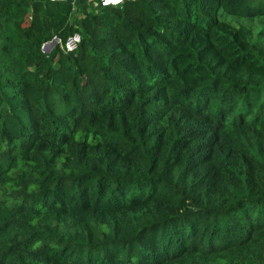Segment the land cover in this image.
Returning a JSON list of instances; mask_svg holds the SVG:
<instances>
[{
  "label": "trees",
  "instance_id": "obj_1",
  "mask_svg": "<svg viewBox=\"0 0 264 264\" xmlns=\"http://www.w3.org/2000/svg\"><path fill=\"white\" fill-rule=\"evenodd\" d=\"M0 264H264V0H0Z\"/></svg>",
  "mask_w": 264,
  "mask_h": 264
},
{
  "label": "built area",
  "instance_id": "obj_2",
  "mask_svg": "<svg viewBox=\"0 0 264 264\" xmlns=\"http://www.w3.org/2000/svg\"><path fill=\"white\" fill-rule=\"evenodd\" d=\"M48 1H61V0H48ZM122 0H97L100 6H115L121 3ZM79 42V36L77 33H72L67 36L63 41H59L53 37L50 41L44 42L40 46L42 52H48L54 44H58L64 51H73Z\"/></svg>",
  "mask_w": 264,
  "mask_h": 264
}]
</instances>
